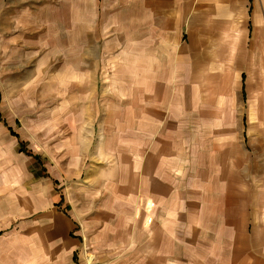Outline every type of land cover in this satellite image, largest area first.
<instances>
[{
  "label": "crops",
  "instance_id": "obj_1",
  "mask_svg": "<svg viewBox=\"0 0 264 264\" xmlns=\"http://www.w3.org/2000/svg\"><path fill=\"white\" fill-rule=\"evenodd\" d=\"M128 6L139 43L124 81L147 95L122 110L136 122L132 137L146 140L117 139L122 150L100 145L99 168L116 170V215L151 236L138 264H264V0ZM4 180L0 264L99 260L83 253L78 261L82 240L73 220L51 208L53 194L14 193Z\"/></svg>",
  "mask_w": 264,
  "mask_h": 264
},
{
  "label": "rangeland",
  "instance_id": "obj_2",
  "mask_svg": "<svg viewBox=\"0 0 264 264\" xmlns=\"http://www.w3.org/2000/svg\"><path fill=\"white\" fill-rule=\"evenodd\" d=\"M130 2L0 0V178L14 193L42 187L45 197L53 194L51 208L73 220L82 240L78 261L86 253L99 258L95 264L117 256L121 264H138L151 237L130 228L136 226L130 216L116 215V170L99 168L100 145L117 150V139L133 138L127 128L136 122L124 110L147 95L124 81L139 43ZM119 76L124 87L116 88ZM20 142L30 155L19 152Z\"/></svg>",
  "mask_w": 264,
  "mask_h": 264
}]
</instances>
